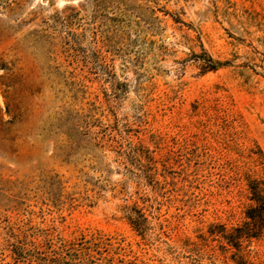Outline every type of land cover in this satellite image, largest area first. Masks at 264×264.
<instances>
[{"label":"rangeland","instance_id":"obj_1","mask_svg":"<svg viewBox=\"0 0 264 264\" xmlns=\"http://www.w3.org/2000/svg\"><path fill=\"white\" fill-rule=\"evenodd\" d=\"M90 240L84 264H264V0H0V264Z\"/></svg>","mask_w":264,"mask_h":264},{"label":"trees","instance_id":"obj_2","mask_svg":"<svg viewBox=\"0 0 264 264\" xmlns=\"http://www.w3.org/2000/svg\"><path fill=\"white\" fill-rule=\"evenodd\" d=\"M73 17L68 14V15H65L63 16V23H68V21H70ZM207 62H209V65H208V69L212 70V69H216L217 66L219 65V62L212 59L211 57H208L207 59ZM9 89L7 88L6 90H4V99H5V112L9 115L11 114H14V112H16L17 110V106H14L13 105V102H12V97H10V92L8 91ZM144 160L146 161V164H143L141 163L144 162ZM138 162L140 163V167L141 169L143 170H146L145 172V178L147 181H152L154 180V174H156V160L155 158L152 156V155H149L148 154V151L146 153V151L144 152V155L138 159ZM130 219V222L131 224L133 225V228L141 235L144 234L145 232V223L147 222V218L146 216L139 212L138 215L136 217H129ZM65 242V243H63ZM63 242H60L59 245H60V250H59V254H54L53 258L55 260V262L57 263H62L64 264L65 262H67V260H71L73 262H76V261H82L80 264H82L84 262V258H81L80 256H83V254H87V256H89L90 252L91 251H97V249L95 248V243L93 242V240H90V241H81L79 242L80 243V247L79 248H75V246H78L77 243H72V242H69V241H63ZM72 246H71V245ZM72 248V250L75 252L74 253V256L72 255L70 258L69 256L67 255H64V254H67V252L69 251V249ZM78 252V253H77ZM86 256V260L88 261H85V262H91V261H94V260H90L89 257ZM69 258V259H68ZM84 264V263H83ZM98 264V263H97Z\"/></svg>","mask_w":264,"mask_h":264}]
</instances>
